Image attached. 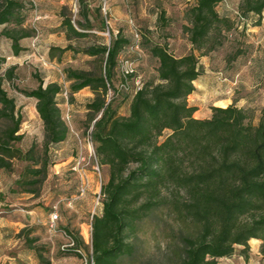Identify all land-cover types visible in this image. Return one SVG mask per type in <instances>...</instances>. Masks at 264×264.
<instances>
[{"label":"trees","instance_id":"16d2710c","mask_svg":"<svg viewBox=\"0 0 264 264\" xmlns=\"http://www.w3.org/2000/svg\"><path fill=\"white\" fill-rule=\"evenodd\" d=\"M77 1V27L63 8L60 28L68 41L87 36L94 27L89 17L93 11L90 0ZM222 1L195 0L185 10L187 24L183 32L191 45L189 53L177 57L164 44L148 43L150 55L158 61V83L146 82L138 72L140 89L133 92L119 87L123 78L118 71V55L130 43L121 32L111 33L108 43L101 41L80 50L102 59L100 73L65 70L71 96L84 88L94 93L86 105L93 121L90 137L100 164L109 168L108 180L101 187L102 212L93 215L91 222L94 264H120L131 258V235L163 203L171 204L182 221H192L198 228L195 234H180L183 254L179 264H218L219 258L233 255L237 246L246 255L251 239L262 241L260 253L264 257V104L258 122L252 124L247 108L238 106L235 100L225 107L211 106V116L204 119L194 117L197 107L188 102L195 90L194 81L202 73L195 52L203 56L214 51L223 43V32L233 28V21L216 9ZM25 11L21 0H0V43L2 38L10 40L14 55L24 50L20 41L34 35L33 30L23 26ZM94 11L101 15L100 6ZM238 11L243 23L257 15L255 24L259 25L264 0H240ZM164 15L161 11L160 18L166 23ZM105 27L106 21L101 19L98 28L101 31ZM55 50L63 53L74 47L70 43L51 47V56ZM4 62L5 58L0 57V171L11 170L13 159L25 161L26 178L18 182L36 186L47 176L50 147L66 141L70 134L56 99L63 87L57 82L44 84L35 73L38 85L20 90L36 99L44 129L42 149L37 151L32 143L23 151L16 146L24 137L20 133V107L4 87L5 80L14 77L15 67L2 72ZM119 93L131 99L127 116H118L111 103ZM97 114L100 116L96 117ZM165 130L169 133L160 141ZM170 184L178 187L179 195L183 191L186 198L181 199L180 195V199H165L163 190ZM59 228L57 221L54 231ZM30 232L22 229L18 237L26 234V245L42 259L43 247L35 245L37 238L28 237ZM62 232L63 243L70 240L73 246L60 247L61 251L81 257L76 251L83 252L82 238Z\"/></svg>","mask_w":264,"mask_h":264},{"label":"rangeland","instance_id":"374dc122","mask_svg":"<svg viewBox=\"0 0 264 264\" xmlns=\"http://www.w3.org/2000/svg\"><path fill=\"white\" fill-rule=\"evenodd\" d=\"M21 1L26 8L23 26L33 30L34 35L20 41L24 50L18 55L13 54L10 40L2 38L0 43V57L5 58L2 72L15 67L14 77L5 80L4 87L9 96L15 99L22 114L20 133L24 137L16 146L25 151L35 143L37 151L42 149L44 129L36 110V99L20 91L38 85L35 73L44 80V84L57 82L63 87V92L56 99L70 134L66 141L50 147L48 173L40 184H19L18 181L26 178L23 171L27 163L22 160L13 159L11 170L0 171V264H47V261L49 264H82L79 255L61 251L64 242L62 231L81 237L83 254L90 256L92 216L102 212L101 187L108 180L109 168L100 164L95 144L89 139L93 121L89 119L86 105L93 99L94 93L87 88L86 92L89 93L71 96L70 81L65 70L72 68L100 73L102 59L86 55L80 50L101 41L108 43L111 33L115 35L121 32L130 43L120 51L118 58L135 59L143 80L158 83V61L150 55L147 45L149 42L164 44L177 57L189 53L190 42L183 32V26L187 24L184 12L195 0H90L93 11L89 17L94 27L87 36L70 41L60 24L64 8L65 14L71 17L77 27L76 22L80 19L77 0ZM239 2L223 0L216 7L220 15L228 16L234 23L229 32H223L222 45L207 55L201 56L195 52L201 74L207 72L206 75L214 78L208 88L199 90L196 98L199 114L196 115L209 118L212 105L227 106L229 101L225 99L231 98L247 108L250 122L256 124L264 103V11L259 25L253 20V23H243L238 17ZM96 6L101 7L100 16L94 11ZM161 11L165 12L166 23L160 18ZM101 19L106 21V27L100 31L98 27ZM246 24H250V28H245ZM2 27L0 25V30ZM69 43L74 50L63 53L55 50L50 55L51 47H65ZM257 83V87L253 88ZM258 88H261L260 92ZM255 90L256 98L250 102L245 96L252 95ZM130 100L123 93L111 99L118 116L129 114ZM190 101L193 99L190 98ZM168 133L169 130H165L159 140H163ZM78 161L80 164L76 165ZM75 165L76 170H73ZM184 166L188 167V162ZM83 182L87 188L81 195L79 189ZM31 189L36 192H29ZM180 195L178 187L173 184L163 190L165 199L186 198L183 191ZM53 211L59 214L60 228L56 231H50L48 227L49 216ZM11 220L17 222L19 231H31L29 238H37L35 245L43 247L42 259L26 245V234L18 237V233H12L7 239L1 231V224ZM197 230L192 221H182L171 204L163 203L138 224L135 234L130 237L134 254L120 264H179L183 254L180 234H195ZM261 242L251 239L246 255L237 246L233 255L219 258L218 264H264V257L260 253Z\"/></svg>","mask_w":264,"mask_h":264},{"label":"built area","instance_id":"2783aa9c","mask_svg":"<svg viewBox=\"0 0 264 264\" xmlns=\"http://www.w3.org/2000/svg\"><path fill=\"white\" fill-rule=\"evenodd\" d=\"M135 47H138V42L135 44ZM118 71L120 73V76L123 78V80L120 82L119 87L123 88L125 90H132L133 92H136L141 87V77L138 76V70H137V64L134 59H131L130 57H123L119 61L118 65ZM111 90H109V95H111ZM67 94V93H66ZM91 140V137H89ZM77 164H80V161H78ZM76 165L74 166L73 170H76ZM87 188V184L85 182L82 183L80 186V194H84ZM59 219V214L57 211H53L49 216V230L54 231L56 228L57 221ZM73 242L70 240H66L65 243L61 245V249L72 247ZM77 253L81 255L82 264H94L93 257L86 256L83 254L81 250H77Z\"/></svg>","mask_w":264,"mask_h":264},{"label":"crops","instance_id":"0c3cea01","mask_svg":"<svg viewBox=\"0 0 264 264\" xmlns=\"http://www.w3.org/2000/svg\"><path fill=\"white\" fill-rule=\"evenodd\" d=\"M258 18H259V17H258L257 15H255V16H251V17L248 19L247 23H248L249 21L252 22V20L255 22ZM252 23H253V22H252ZM249 25H250V24H246V25H245V28H246V27H247V29L250 28ZM252 27H255V26H252ZM190 46H191V45H190ZM206 74H207V72H205V75H204V74H201V75H200V76L194 81L195 90H194V91L188 96V102H189V104H190V105H194V106L197 107V110H196L195 113H194V117H196V118H201V119H204V118H202V117H198V115H196V114H199V104L197 103L198 101H196V98L198 97V94H199V90H200V88H208V85L210 86V83H213V81H214V78H212V77H210V76H208V75H206ZM257 85H258V83L255 84V85H253V88H256ZM86 89H87V88L82 89L83 91L80 90L79 92L75 93L74 96H76L77 94H82V93L87 94V93H89V92H86ZM257 90H258V92H260V91H261V88H258ZM81 92H82V93H81ZM256 95H257V93H254V94H252V95H247V96H245V97H246L247 100L250 101V100L255 99V98H256ZM190 98H192L193 101H190ZM225 100H228V101H229L228 104H230V103L233 101L231 98H226ZM236 104H237L238 106H242V104H241L240 102H236ZM263 104H264V103H263ZM212 106H213V105H212ZM210 114H212V113L210 112ZM1 231H3V233H4V235L7 237V239H10L9 237H10V235H12V233H18V231H19V229L17 228V222L14 221V220H11L9 223L1 224ZM14 231H15V232H14ZM7 239H6L5 241H8Z\"/></svg>","mask_w":264,"mask_h":264},{"label":"bare ground","instance_id":"6f19581e","mask_svg":"<svg viewBox=\"0 0 264 264\" xmlns=\"http://www.w3.org/2000/svg\"><path fill=\"white\" fill-rule=\"evenodd\" d=\"M223 107H225V105H222Z\"/></svg>","mask_w":264,"mask_h":264}]
</instances>
